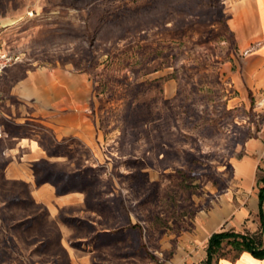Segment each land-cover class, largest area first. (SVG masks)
<instances>
[{"label":"rangeland","instance_id":"rangeland-1","mask_svg":"<svg viewBox=\"0 0 264 264\" xmlns=\"http://www.w3.org/2000/svg\"><path fill=\"white\" fill-rule=\"evenodd\" d=\"M239 2L0 0L17 57L0 80V264H201L177 259L182 237L224 198L257 200L264 172L244 188L234 170L249 140L264 148V86L229 25ZM36 70L81 79L88 138L10 114L11 86ZM30 140L40 155L17 145ZM229 229L259 233L256 211L215 231Z\"/></svg>","mask_w":264,"mask_h":264},{"label":"crops","instance_id":"crops-1","mask_svg":"<svg viewBox=\"0 0 264 264\" xmlns=\"http://www.w3.org/2000/svg\"><path fill=\"white\" fill-rule=\"evenodd\" d=\"M229 25L244 53L241 58L242 73L254 85L264 86V0H241L233 8ZM9 67L10 65L6 67L2 75L6 74ZM9 95L19 102L17 106L10 105V114H13L14 110H26L23 117L35 118L60 136L78 135L83 139L88 138L91 121L86 116L85 103H89L90 93L86 94L81 79L76 78L73 73L59 70L27 71L22 80L11 86ZM22 141L17 145L20 148L28 147L27 155L42 153L38 146L32 147L31 140L28 143ZM246 147L248 155L237 161L234 166L235 176L244 188L254 180L258 166L264 169L260 163L264 156L261 142L252 139L247 142ZM255 153L258 154L256 158L253 157ZM11 165L7 170L12 169ZM12 166L21 173L27 170L24 164ZM236 200L241 201V198ZM236 205L238 207L232 205L228 198H224L216 209L200 216L196 229L185 234L180 240L177 259L202 260L206 254L207 239L228 217L233 216L235 223H238L249 212H257L256 199L247 206L238 203ZM199 244L204 246L199 247ZM218 264H264V258L258 259L249 252H243L236 260L223 258Z\"/></svg>","mask_w":264,"mask_h":264},{"label":"trees","instance_id":"trees-1","mask_svg":"<svg viewBox=\"0 0 264 264\" xmlns=\"http://www.w3.org/2000/svg\"><path fill=\"white\" fill-rule=\"evenodd\" d=\"M54 175L62 177L64 184L67 185L75 178L70 174L55 173ZM64 184L60 188H64ZM256 185H258L256 215L259 233L238 232L233 229L213 232L205 243L206 254L201 264H218L220 259L226 258L225 246H229L231 260H236L243 252H249L258 259L264 258V172L262 176L257 177Z\"/></svg>","mask_w":264,"mask_h":264},{"label":"built area","instance_id":"built-area-1","mask_svg":"<svg viewBox=\"0 0 264 264\" xmlns=\"http://www.w3.org/2000/svg\"><path fill=\"white\" fill-rule=\"evenodd\" d=\"M16 60L17 57L10 55L0 45V80L6 67H8L11 63L15 62Z\"/></svg>","mask_w":264,"mask_h":264}]
</instances>
